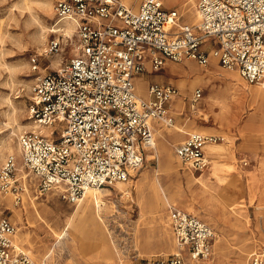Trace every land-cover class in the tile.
<instances>
[{
    "label": "built area",
    "instance_id": "1",
    "mask_svg": "<svg viewBox=\"0 0 264 264\" xmlns=\"http://www.w3.org/2000/svg\"><path fill=\"white\" fill-rule=\"evenodd\" d=\"M196 9L199 22L189 24L165 0L55 1L56 22L75 25L73 52L36 76L29 102L35 128L19 136L23 163L38 178L39 194L55 190L63 200L78 203L88 189L133 181L155 146L154 123L173 125V102L180 95L176 85L157 82L149 83L147 96L140 95L136 78L149 71L148 65L158 72L168 61L193 59L207 66L216 59L248 83L264 87V0H197ZM58 30L62 33L49 40L43 56L58 55L73 40L64 27ZM31 62L39 69L37 55ZM201 98L202 89H195L192 101ZM221 140L194 131L175 153L190 169L203 171L210 163L206 146ZM130 188L120 190L117 199L129 198ZM25 191L17 159L8 154L0 165V195H13L18 205ZM168 211L186 257L178 252L152 262L209 259L214 229L182 208L169 206ZM15 235L14 222L0 215V264H36ZM247 264H264V244Z\"/></svg>",
    "mask_w": 264,
    "mask_h": 264
},
{
    "label": "rangeland",
    "instance_id": "2",
    "mask_svg": "<svg viewBox=\"0 0 264 264\" xmlns=\"http://www.w3.org/2000/svg\"><path fill=\"white\" fill-rule=\"evenodd\" d=\"M55 1L0 0V165L8 154L16 157L19 136L35 128L29 102L36 76L72 55L75 25L69 20L56 22ZM189 1L165 0V4L178 9L181 21L194 24L184 11ZM192 5L193 0L194 11ZM69 25L70 44L58 55L43 56L49 40L62 33L56 28L66 30ZM35 55L37 70L31 62ZM147 81H170L180 89L181 96L173 103L174 123L156 124L155 146L147 151L142 169L127 184L98 189L102 202L100 206L90 202L92 213L78 212L86 199L70 203L55 190L23 192L18 205L13 195H0V215L14 222L15 240L36 264H156L153 259L182 252L169 219L170 203L198 216L215 231L211 257L185 258L184 264H247L251 253L264 244V87L248 83L216 59L207 66L193 59L169 61L161 71L146 75L145 88ZM197 88L202 89V98L193 102ZM236 91L246 96L239 97V113L225 118L219 104L231 102ZM194 131L224 137L211 146V164L203 171H192L175 153L176 145ZM162 140L166 149L161 147ZM24 172L19 173L21 179L38 184L27 168ZM232 178H238V186L228 189L224 181ZM127 187L131 196L117 199ZM229 216L231 222L226 221Z\"/></svg>",
    "mask_w": 264,
    "mask_h": 264
},
{
    "label": "bare ground",
    "instance_id": "3",
    "mask_svg": "<svg viewBox=\"0 0 264 264\" xmlns=\"http://www.w3.org/2000/svg\"><path fill=\"white\" fill-rule=\"evenodd\" d=\"M190 2H192V0H190L189 2H187V3H185L184 4V11L186 12V13H188V17L190 18V20L194 23V24H196V23H198L199 22V14H198V12H197V9H196V3H195V1L193 0V4L194 5H192V6H194V11H192V7L190 6ZM70 23V22H69ZM66 31V33L67 34H69V35H71V31H72V26H67V29L65 30ZM58 63V62H57ZM181 83H186V82H181ZM192 83V82H191ZM137 89H138V91H140L141 93H144V83L143 82H138V84H137ZM256 91H253V93H255ZM235 94L233 95V97H234V99H232L231 100V102L229 101V103H223V104H219L220 105V107H221V115L223 116H225V118H232V117H235L238 113H239V106L238 105H240V100H239V97L241 98V97H243V96H246V94L243 92V91H236V92H234ZM258 94V93H257ZM264 97V96H263ZM222 100V99H221ZM211 106H213V103L211 104ZM263 107V106H262ZM229 121V120H228ZM34 127V126H33ZM179 128L181 129V130H183L184 131V129L182 128V127H180L179 126ZM21 129V128H20ZM158 131V135L159 136H161V138H166V135L161 131V129L159 130V129H157ZM169 132L171 133L172 132V130H169ZM216 144H219V143H213V144H208L207 146H208V152L210 151V155L211 154H214V153H212L213 152V150H212V147L211 146H209V145H216ZM206 146V147H207ZM161 147H162V149H166L167 148V145H166V143H165V141L164 140H162V143H161ZM7 149L9 150V151H12V150H14L13 148H12V146H10V145H7ZM21 154H22V152H21V150H20V147H19V145L17 146V155H16V157L18 158V160H19V166H18V173H20L21 175H23L25 172H24V169H26V167H25V165H24V163H23V160H22V158H21ZM217 154H219V153H217ZM212 156V155H211ZM23 157V156H22ZM1 158H4V154L2 153L1 154ZM238 178H239V175L237 176ZM26 178V177H25ZM25 178H23V179H25ZM28 178V177H27ZM237 178V179H238ZM38 179V178H37ZM237 179H234V178H232V179H225V185H226V187L228 188V189H230V188H233V187H235V186H238V181H236ZM25 183H26V191L27 192H29V191H32V192H34L35 191V189H37V183H36V181H24ZM116 185H119V184H115V186ZM34 190H33V189ZM25 191V192H26ZM100 196H99V191H98V189H88L87 190V192H86V194H85V196H84V200L86 199V202H84V204L82 205V206H80V208H78V212H81V213H83V214H85V213H87L88 211L89 212H91L92 213V208H91V206H90V202H94L95 204H97L98 206H100L101 205V202H102V200L99 198ZM82 199V200H83ZM31 201H35V200H31ZM35 204V202L33 203V205ZM96 213H97V215H99V217H102L100 214H99V210H96ZM226 221H230L231 222V218H230V216L228 217V219L226 220ZM233 223H235V222H233ZM70 225H71V223L70 222H68V224H67V227H70ZM235 225V224H234Z\"/></svg>",
    "mask_w": 264,
    "mask_h": 264
},
{
    "label": "crops",
    "instance_id": "4",
    "mask_svg": "<svg viewBox=\"0 0 264 264\" xmlns=\"http://www.w3.org/2000/svg\"><path fill=\"white\" fill-rule=\"evenodd\" d=\"M140 0H136V2H139ZM166 5V4H165ZM167 7H169V8H171V6H169V5H166ZM173 8V7H172ZM181 17H182V15H181ZM183 22V21H182ZM169 62V61H168ZM168 62L166 63V65L168 64ZM173 62V61H172ZM165 65V66H166ZM165 66H164V68H165ZM148 69H149V71L148 72H146V73H144L143 75H141V76H139V77H137L136 78V87H137V84H138V82H143V81H145V78H146V75H151V74H154V73H156V72H152L151 70H150V67H149V65H148ZM161 71V70H160ZM159 72V71H158ZM165 79V77H163L162 78V80H164ZM148 82V84L146 85V88L144 89V93L142 94L143 96H147V86L149 85V83H151L150 81H147ZM152 82H154V81H152ZM157 83H159V82H157ZM174 84V83H172V82H170V81H163V82H161V84ZM174 85H176V84H174ZM193 95V94H192ZM180 96H181V91H180V95L174 100V104H175V101L178 99V98H180ZM158 122H155L154 123V126H156V124H157ZM190 132H188L187 133V136H188V134H189ZM186 136V137H187ZM185 137V138H186ZM209 146H213V145H209ZM206 150H207V154H208V156H209V158H210V155H209V152H208V146L206 147ZM210 164H211V158H210ZM192 170V169H191ZM192 171H194V170H192ZM116 186H120V185H116ZM116 186H114V187H116ZM169 206H175V207H177L175 204H172V203H170V204H168ZM169 206H168V209H169ZM180 208V207H179ZM173 229V228H172ZM263 245V244H262ZM180 249V248H179ZM181 250V249H180Z\"/></svg>",
    "mask_w": 264,
    "mask_h": 264
}]
</instances>
